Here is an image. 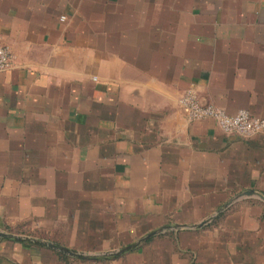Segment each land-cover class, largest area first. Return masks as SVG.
<instances>
[{"label": "crops", "instance_id": "0c3cea01", "mask_svg": "<svg viewBox=\"0 0 264 264\" xmlns=\"http://www.w3.org/2000/svg\"><path fill=\"white\" fill-rule=\"evenodd\" d=\"M0 42L1 233L50 242L66 221L61 235L98 248L206 221L138 264H264V202L209 221L264 195V132L238 139L179 108L190 91L264 119V0H0ZM56 253L0 237V264Z\"/></svg>", "mask_w": 264, "mask_h": 264}, {"label": "built area", "instance_id": "2783aa9c", "mask_svg": "<svg viewBox=\"0 0 264 264\" xmlns=\"http://www.w3.org/2000/svg\"><path fill=\"white\" fill-rule=\"evenodd\" d=\"M12 65V53L0 42V72L11 68ZM179 108L187 120H211L222 133L238 139H249L264 132L263 118L254 117L245 110L229 115L220 108L201 103L190 91L180 98Z\"/></svg>", "mask_w": 264, "mask_h": 264}, {"label": "rangeland", "instance_id": "374dc122", "mask_svg": "<svg viewBox=\"0 0 264 264\" xmlns=\"http://www.w3.org/2000/svg\"><path fill=\"white\" fill-rule=\"evenodd\" d=\"M68 222L59 223L58 227L56 228V231L49 232L48 234L44 235V239L49 240L51 243L57 244L65 249L68 250H76V252L83 251V253L88 254H96V253H104L105 251H116L120 250L122 248H129L130 245L136 244L137 246H141V253L135 255L136 257H128L126 255L128 252L124 251L120 255H115L116 258H113V260L109 261H103L100 263H80L75 262L73 264H138L143 261V256L146 258L150 254L153 255V258H158L159 254L162 252V249L167 246H171L173 249V245L175 244L174 236L170 235L172 233H164L161 235H156L153 237H150L148 239H144L146 236H142L136 239H132L130 241V238L126 236H117V237H104V239L108 240L107 243L103 246H100L98 248H95L94 244H90L89 242L84 243V240H81L78 237H69L61 234L67 233V224ZM62 225V227H61ZM61 227V228H60ZM64 227V228H63ZM60 228V229H59ZM158 229H156L157 231ZM71 232H74V230H70ZM155 231V230H153ZM41 238V236H38L37 239ZM43 239V238H42ZM83 249V250H80ZM80 250V251H77Z\"/></svg>", "mask_w": 264, "mask_h": 264}, {"label": "water", "instance_id": "95a60500", "mask_svg": "<svg viewBox=\"0 0 264 264\" xmlns=\"http://www.w3.org/2000/svg\"><path fill=\"white\" fill-rule=\"evenodd\" d=\"M241 197H255L258 198L259 200H261L262 202H264V195L254 191V190H247L244 191L240 194H238L236 197L232 198L231 200H229L227 203H225L223 206H221L210 218L209 221L215 220L224 210H226L232 202H234L235 200L241 198ZM206 224L205 222H201L200 224H196V225H192V226H172V227H166V228H161L157 231L151 232L149 233L146 237H144V239H148L150 237L156 236V235H161L164 233H168V232H176L182 229H194V228H198V227H202L203 225ZM0 237H4V238H12L15 240H27L30 242H34L38 245H42L46 248L52 249L56 252L65 254L67 256L70 257H75V258H82V259H95V258H100V257H109V256H115V255H120L122 252L126 251L127 248H122L120 250H116V251H110V252H104V253H96V254H88V253H83V252H76V251H72V250H68L65 249L59 245H56L54 243L48 242V241H37V240H33V239H29V238H21V237H16V236H11V235H7L4 233L0 232ZM135 245L129 246V248H133Z\"/></svg>", "mask_w": 264, "mask_h": 264}, {"label": "trees", "instance_id": "16d2710c", "mask_svg": "<svg viewBox=\"0 0 264 264\" xmlns=\"http://www.w3.org/2000/svg\"><path fill=\"white\" fill-rule=\"evenodd\" d=\"M134 248H127L126 251H132ZM57 256H58V259L61 263L63 264H73L75 262H91L92 260L93 261H97V262H103V261H109V260H113V258H116L115 256H109V257H100V258H95V259H82V258H75V257H70V256H67L65 254H62V253H56Z\"/></svg>", "mask_w": 264, "mask_h": 264}]
</instances>
